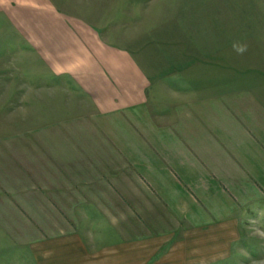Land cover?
<instances>
[{"label": "rangeland", "instance_id": "1", "mask_svg": "<svg viewBox=\"0 0 264 264\" xmlns=\"http://www.w3.org/2000/svg\"><path fill=\"white\" fill-rule=\"evenodd\" d=\"M42 3L88 23L155 81L185 76L204 94L246 84L264 93V0ZM11 23L0 9V264H180L168 247L151 260L136 242L163 239L159 222H175L157 202L141 196L136 205L120 189L102 188V179L74 188L80 176L86 181L88 140L91 147L103 140L92 102L70 75L47 67ZM72 150L80 154L75 162ZM87 201L95 208L79 204ZM232 237L230 256L206 264H264V195L244 206ZM136 247L144 258H129Z\"/></svg>", "mask_w": 264, "mask_h": 264}, {"label": "crops", "instance_id": "2", "mask_svg": "<svg viewBox=\"0 0 264 264\" xmlns=\"http://www.w3.org/2000/svg\"><path fill=\"white\" fill-rule=\"evenodd\" d=\"M52 8L42 0H0L6 19L17 24L45 65L70 75L92 102L93 126L103 140L92 147L88 140L82 155L90 162L86 181L80 176L74 188L102 179V188L120 189L136 205L144 197L167 211L175 222H159L163 239L136 241L150 250L148 259H160L167 247L180 264L230 256L240 212L264 195V93L246 84L204 94L185 76L157 82L131 53ZM58 142L54 148L62 160ZM79 155L72 150L71 162ZM101 164L102 175H95ZM79 204L95 208L93 201ZM139 251L136 247L129 258H144Z\"/></svg>", "mask_w": 264, "mask_h": 264}]
</instances>
